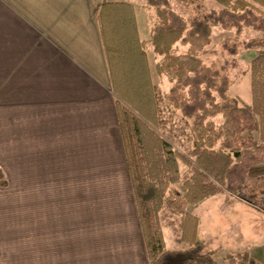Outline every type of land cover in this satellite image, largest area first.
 <instances>
[{
	"label": "trees",
	"instance_id": "trees-1",
	"mask_svg": "<svg viewBox=\"0 0 264 264\" xmlns=\"http://www.w3.org/2000/svg\"><path fill=\"white\" fill-rule=\"evenodd\" d=\"M132 1L99 0L96 17L146 261L218 264L216 249L200 241L198 218L187 207L227 194L264 210V0H211V9L207 0H142L153 12L145 40L139 39ZM217 27L258 33L245 42L254 51L249 104L227 94V60L209 64L202 58ZM148 53L154 73L170 84L166 104L189 124L187 154L158 132L160 105ZM7 186L0 169V187ZM162 222L181 249L166 248ZM223 262L262 264L247 252L227 254Z\"/></svg>",
	"mask_w": 264,
	"mask_h": 264
},
{
	"label": "crops",
	"instance_id": "crops-1",
	"mask_svg": "<svg viewBox=\"0 0 264 264\" xmlns=\"http://www.w3.org/2000/svg\"><path fill=\"white\" fill-rule=\"evenodd\" d=\"M98 4L0 0V169L8 182L0 198L20 196L16 186L25 185L27 154L46 155L48 163L59 153L68 157L76 141L84 148L98 116L112 113L116 120ZM136 24L139 39H147L140 37L137 17ZM28 217L0 208V264H91L88 227L44 225L41 215L33 224ZM141 244L135 264H147L142 236Z\"/></svg>",
	"mask_w": 264,
	"mask_h": 264
},
{
	"label": "rangeland",
	"instance_id": "rangeland-1",
	"mask_svg": "<svg viewBox=\"0 0 264 264\" xmlns=\"http://www.w3.org/2000/svg\"><path fill=\"white\" fill-rule=\"evenodd\" d=\"M132 4L140 37L145 39L152 9L144 8L142 0H133ZM206 5L208 9L216 8L211 0H207ZM174 8L184 14L180 6L174 4ZM257 35L250 28L239 35L233 29L214 28L211 43L202 55L209 64L228 61L227 72L232 82L227 94L239 97L246 104L251 102L249 63L254 51L246 49L245 42ZM148 54L160 105L162 125L158 132L173 149L187 154L192 145L189 124L166 104L164 95L170 84L154 73L155 59L152 53ZM108 110L112 112L110 107ZM111 114L92 121L91 135L85 138L84 148L76 141L68 157L59 153L56 160L48 163L46 155L27 154L25 185L16 186L20 196L14 194L19 201L16 202L13 195L11 198L8 194L2 195L0 208L24 210L27 216L31 215L28 220L33 224L39 223L41 215L44 225L88 227L91 264H135L142 253L141 232L117 121ZM19 181L23 182L22 178L15 179ZM187 211L198 218L199 239L216 249L214 258L218 264H224L225 255L240 252H247L264 264V210L231 195L215 194L188 206ZM162 226L166 248L181 249L182 244L177 241L172 227L166 222H162Z\"/></svg>",
	"mask_w": 264,
	"mask_h": 264
}]
</instances>
